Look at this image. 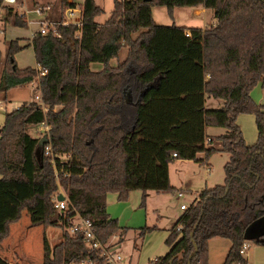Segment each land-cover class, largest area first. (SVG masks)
<instances>
[{
    "label": "trees",
    "instance_id": "16d2710c",
    "mask_svg": "<svg viewBox=\"0 0 264 264\" xmlns=\"http://www.w3.org/2000/svg\"><path fill=\"white\" fill-rule=\"evenodd\" d=\"M50 1L56 20L77 5L41 2ZM197 5L214 11L213 26L160 25L152 16L153 6H164L173 19L175 7ZM79 6L80 27L59 25V36L34 32L30 44L14 38L4 55L0 50V98L37 81L42 99L7 111L0 127V246L24 210L32 226L61 221L69 228L74 209L91 221L100 242L118 233L122 237L127 227L107 212L108 193L125 202L131 191L141 190L144 207L148 191H176L169 181L172 161L209 167V157L223 151L229 155L224 182L200 192L172 226L165 240L169 250L148 264H208V242L214 237L230 240L222 264H248L239 252L245 231L264 217V103L250 94L256 85L264 86V0H113L101 24L96 17L104 10L95 0ZM16 7H3L4 21L26 27ZM28 45L38 68L16 64L14 55ZM92 63L101 69L91 70ZM206 97L222 105L206 108ZM240 114L254 117L253 144L246 143L236 123ZM40 123L49 127L43 145V136L28 132ZM208 127L224 131L210 136ZM199 153L204 157L198 159ZM59 188L69 212L54 208ZM154 228L144 226L139 234ZM250 240L264 245V231ZM87 258L104 261L80 232L66 231L52 247L43 241L42 264H81ZM0 264L18 263L0 256Z\"/></svg>",
    "mask_w": 264,
    "mask_h": 264
},
{
    "label": "rangeland",
    "instance_id": "374dc122",
    "mask_svg": "<svg viewBox=\"0 0 264 264\" xmlns=\"http://www.w3.org/2000/svg\"><path fill=\"white\" fill-rule=\"evenodd\" d=\"M77 6H79L83 0H73ZM26 7L31 11L33 8V2L31 0H26L25 3ZM17 12H21L24 10L23 7L17 5L16 7ZM165 9V8H163ZM208 13L212 15L213 20L216 22L214 11L211 9H208ZM30 19L34 20L37 19V16L30 12L29 14ZM2 17V12L0 13V18ZM208 20H210V16H208ZM36 26V25H35ZM35 26H32V28H35ZM37 27V26H36ZM0 28L2 27L1 21H0ZM16 31H18V34H28L29 30L27 27H14ZM12 35H10V31L7 30L6 32L0 31V49L3 52V55L6 52L7 49V41L10 39L8 38ZM11 38V37H10ZM126 49L123 48L120 57L123 58L126 55ZM32 48L28 45L23 48V51L17 55V57L20 58L23 62H27L25 64H33L32 62ZM111 65L116 63V59L110 61ZM100 63H92L90 65L91 70L97 71L101 69ZM28 92V95L30 97H34L35 94L39 93V90L37 88L31 87ZM252 98L258 102V103H264V87L262 88L261 84L256 85L252 91L250 92ZM33 100H35L33 98ZM207 101H205V105L207 108H216L220 106L222 100L215 99V98H207ZM246 118H242L238 120V124L240 125L242 131H243V137L246 141V143L250 142V137L257 134L256 124L254 121L253 115L245 114ZM248 118V119H247ZM224 131L223 128L220 127H208V135L210 136H216ZM28 132L33 137H42L44 134L40 132L36 127L29 126ZM204 157L203 153H199L197 155L198 159H201ZM229 155L226 152L218 151L213 153L207 163L209 167H206L204 165L197 166L196 164H181V167L176 170L174 168V164L177 162L172 161L170 163V169H171V176L172 180L176 183L179 182V180H183L186 182L190 189L192 191H186L183 189L184 195L178 196L176 192H167V193H159L155 194L152 193L147 202V206L145 208L138 207L136 212L133 214L128 213L123 214L122 217H120V224L128 228L127 231L122 234V237H118L117 241L118 244L121 245V249L117 251L122 256L123 254L133 253L134 246L138 247V240H139V228L140 226H151L155 224L159 228V232H165L168 228H170L173 223L177 221V219L185 212V209H181L180 205L184 204L186 206V209L190 206V204L195 203L197 201L198 196L200 192L203 190V188L207 187H213L216 184H222L224 182V169L223 166L225 162L228 160ZM196 165V166H194ZM206 177V178H205ZM181 186V185H180ZM179 188V186H177ZM185 188V187H184ZM63 191L61 188L58 189V192ZM138 193V192H137ZM129 203L139 204L138 200H134V196H132L129 200ZM136 202V203H135ZM110 210L112 214H114V211H117L118 209H115L111 206L110 203ZM121 214V213H120ZM73 221H76V218L72 219ZM12 225V224H11ZM10 225V233L7 236V238L4 239L3 242H1L0 246V252L3 254L14 252L15 258L14 260H18L17 258L20 256L22 259V262L24 264H42V258H43V241L44 239L47 240L48 244L52 247L59 242H61L64 239V233L67 231L70 233L68 227H64L61 224V221L56 222V225L53 226H32L30 224V217L26 210L22 212V215L20 219L13 223V225ZM256 228L264 229V224L259 222L256 225ZM158 234V233H157ZM119 235V233H118ZM114 236V235H113ZM112 236V237H113ZM112 237H110L109 242L112 241ZM250 243V248L247 249V253L252 250V247L255 245L250 239H247ZM159 238L155 240V244L158 247ZM7 246V247H6ZM230 246V240L227 238H220L215 237L214 240H211L210 242V254H211V262L209 264H222L225 256L229 250ZM165 247V246H164ZM159 248V247H158ZM166 248V247H165ZM13 251H12V250ZM158 249L157 251H159ZM12 251V252H11ZM165 253L163 250L159 254ZM231 264H236L235 262Z\"/></svg>",
    "mask_w": 264,
    "mask_h": 264
},
{
    "label": "crops",
    "instance_id": "0c3cea01",
    "mask_svg": "<svg viewBox=\"0 0 264 264\" xmlns=\"http://www.w3.org/2000/svg\"><path fill=\"white\" fill-rule=\"evenodd\" d=\"M31 1L33 3H35L36 0H31ZM38 1L41 2L42 0H38ZM70 1H73V0H70ZM21 2H25L26 3V0H19V6H21L20 5ZM95 2H96L97 5L101 6L103 8V10H104V12L100 16L96 17V21L98 23H100V24L104 23V21L106 20V18L108 17L109 13L111 12V10L113 8V0H95ZM163 8H165V7L164 6H153L152 9H151L152 10V16H153L154 22L156 24L171 25L172 23H174L175 25H179V26L201 27V28L210 27V26H213L215 24V21L213 20L212 15L210 13H208V9H205L201 5L175 7L173 9V19H171L168 16L166 8L165 9H163ZM1 12H2V17L0 18V21H1V24H2L3 28H0V31L1 32H6L7 27H8V30L10 31V35H12V36H10L11 38L8 37V38H5V39L7 40V39L19 38L20 39L19 40V44L20 45L30 44L31 37H32L33 33L36 32V30H37V27H36L37 25L36 24H33L31 26L27 25L26 27L29 30L28 34H18V35H16L18 33V31H16L15 28H14L16 26L12 25L9 22H5L4 21L5 10L3 9V10L0 11V13ZM208 16H210V20H208ZM32 26H35V28H32ZM29 46L32 48L31 45H29ZM21 51H23V49H21L20 51H18L14 55L17 66L19 68H25V67L38 68V66H37V64L35 62L34 53H32V62H34V63L33 64H25L27 62H23L20 59L22 57H17V55L19 53H21ZM32 52H33V48H32ZM112 60H114V59H112ZM115 64H112V65H115ZM261 86H262V88L264 87L263 85H261ZM31 87L37 88L38 87V82L37 81H32L29 84L9 89L6 92L5 98L4 99L0 98V127L3 124V122H4L5 113L7 111L15 109L16 107H18L23 102L33 101L34 97L32 98V97H30L28 95V92L32 91V90H30ZM37 94L40 95V93H37ZM207 98H210V97H206V99ZM206 99H205V101H207ZM221 105H222V102H221L220 106ZM205 107H206V105H205ZM239 118H240V120L242 118H246L245 114L238 115V117L236 119V123L239 126V128L241 129L240 125L238 124ZM32 126H34V127H36L38 129V128H40L41 125H32ZM241 131H242V129H241ZM206 133H208V128L206 129ZM242 133H243V131H242ZM256 138H257V134L254 136V138H253V136H251L250 137V142H248V144H253L256 141ZM174 162H177L173 166H174V168L176 170L178 169V171H179V168L181 167V164L187 163V164H192L193 165V164L197 163V162H195L193 160H182V159L176 160ZM196 165L199 166L198 163ZM196 165H194V166H196ZM168 173H169L170 184H171V186L176 188V191H175L176 193L178 191H183V189H185L186 191H192L190 189L189 185L186 182H184L183 180H179V182H177V183L172 180L170 166H168ZM177 186H179V188ZM205 188H207V187H205ZM205 188H203V189H205ZM152 193L159 194V193H156L154 191H148L146 193L145 206H147L148 198H149V196ZM132 196H134V200H136V201L138 200L139 204L137 203V204L134 205L133 203H129L130 202L129 200H130V198ZM141 196H142V191L141 190H133V191H131L129 193V197H128L127 201L120 202V201H118L117 195L115 193H108L107 196H106L107 212L109 213L110 217L116 218L118 220V222H120L119 221L120 217H122V215H124L126 212L128 213V215L129 214L131 215L134 212H136L134 210H136L138 207H141L140 206ZM110 203H111L112 207H114L115 209H118L117 211H114V214H112V212L110 210ZM181 205H183V204H181ZM181 205H180V208H181ZM145 206L141 207V208H145ZM123 212H124V214H123ZM259 222L264 224V217L256 220L254 223H252L249 226L248 232H246V238L247 239H251L252 237H254V236H256V235H258V234H260V233H262L264 231V229L256 228V225ZM145 225L146 224H144L143 226H140V228L144 227ZM173 225H174V223H173ZM120 226L126 227V226H123L122 224H120ZM151 226L155 227L152 231H150V232H148V233H146L144 235H140L139 234L140 235L139 236V240H138V245L139 246L138 247L134 246L135 250L133 251V253L131 252V253H128V254H123V258H124L126 264H148L150 261L154 260L157 256L164 255L169 250V246L166 245L165 240L169 236L172 226L170 228H168L167 231L162 232V233H160L158 231L159 228L155 224H153ZM128 228L130 229V227H127V229ZM118 237H119L118 234H115L112 237L113 238L112 239V241H113L112 243L114 244L113 245V249L115 251H119V249H121V245L118 244V241H117ZM157 238H159V242H158V247L159 248L155 244V240ZM214 238H211L209 240V242H208V264H209V262H211L210 242H211V240H214ZM158 249H160V250L157 251ZM162 250L165 253L159 254ZM14 255H16V254H14V252H12V254L11 253L3 254V253L0 252V256L3 257V258H6L10 263L24 264L22 262V259H21L20 256L17 258L18 260H14V258H15ZM244 256L247 258L248 264H264V245H256L255 244L252 247V250H250L248 253L246 251ZM236 264H238V263H236Z\"/></svg>",
    "mask_w": 264,
    "mask_h": 264
},
{
    "label": "built area",
    "instance_id": "2783aa9c",
    "mask_svg": "<svg viewBox=\"0 0 264 264\" xmlns=\"http://www.w3.org/2000/svg\"><path fill=\"white\" fill-rule=\"evenodd\" d=\"M54 1L50 2H38L33 3V8L31 11L26 7L25 2H21L20 5L24 8L22 12H18L21 16H23L26 20V23L28 26H31L33 24L37 25L36 32H40L41 34H46L48 32L53 33L54 35L59 36V33L57 31V26H68V25H76L77 27L81 26V8L80 6H71L67 7L63 11V18L60 20H56L51 18V15L54 12ZM5 5H19V0H3L0 5V11L3 10V7ZM30 12L35 14L37 16V19H30ZM35 101L42 104V99L39 94H36L34 96ZM38 125H41L38 130L42 132L43 134L48 131L49 127L45 123H40ZM206 140H209L207 138ZM50 148L47 146L45 148V153L49 154ZM175 156V154H173ZM62 194L64 196L63 200H58L57 195ZM178 196H183V191L177 192ZM54 208L56 211L62 213V212H69V204L67 197L63 191L58 192L54 198ZM186 206L183 204L181 205V209H185ZM70 212H73V218H76V221H72V225L69 227L70 233H76L80 232L82 233L83 240L87 247L90 249H97L99 250V255L103 257L104 261L102 263L98 264H126L123 256L115 251L113 249V243L109 242V240L106 243H102L97 238L93 228L92 223L90 220L81 217L78 212L74 209L70 210ZM250 248V243L248 241H245L239 252L244 255L247 251V249ZM81 264H97L93 261L91 258H87L86 260L82 261ZM239 264V263H238Z\"/></svg>",
    "mask_w": 264,
    "mask_h": 264
},
{
    "label": "water",
    "instance_id": "95a60500",
    "mask_svg": "<svg viewBox=\"0 0 264 264\" xmlns=\"http://www.w3.org/2000/svg\"><path fill=\"white\" fill-rule=\"evenodd\" d=\"M144 1H148V0H144ZM47 142H48V139L45 136H43L42 139L40 140V145H43L44 143H47ZM57 199L63 200L64 196L60 193L57 195ZM248 229L249 227L246 229L245 233L248 232Z\"/></svg>",
    "mask_w": 264,
    "mask_h": 264
}]
</instances>
